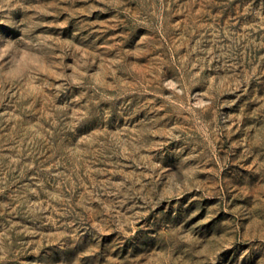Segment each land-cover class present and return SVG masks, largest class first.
I'll return each mask as SVG.
<instances>
[{"label":"rangeland","instance_id":"1","mask_svg":"<svg viewBox=\"0 0 264 264\" xmlns=\"http://www.w3.org/2000/svg\"><path fill=\"white\" fill-rule=\"evenodd\" d=\"M0 264H264V0H0Z\"/></svg>","mask_w":264,"mask_h":264}]
</instances>
